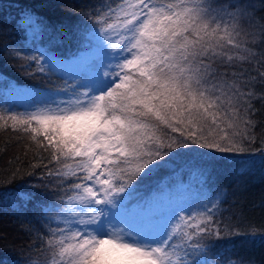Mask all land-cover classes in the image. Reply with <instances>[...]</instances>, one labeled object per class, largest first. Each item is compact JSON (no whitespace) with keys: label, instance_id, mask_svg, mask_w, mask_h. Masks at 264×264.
Here are the masks:
<instances>
[{"label":"snow or ice","instance_id":"6c2138e0","mask_svg":"<svg viewBox=\"0 0 264 264\" xmlns=\"http://www.w3.org/2000/svg\"><path fill=\"white\" fill-rule=\"evenodd\" d=\"M257 6L264 11V0H86L57 29L84 40L86 55L66 62L13 46L31 75L63 79L15 90L29 106L0 111V130L30 141L37 161L13 175L43 168L39 187L50 190L22 192L19 204L9 197L40 225L28 264H234L207 243L229 231L217 219L222 192L204 194L195 212L181 204L163 214L125 209L139 184L178 158L210 180L219 155L256 142L253 101L264 106ZM25 27L35 41L48 25L29 14Z\"/></svg>","mask_w":264,"mask_h":264},{"label":"trees","instance_id":"16d2710c","mask_svg":"<svg viewBox=\"0 0 264 264\" xmlns=\"http://www.w3.org/2000/svg\"><path fill=\"white\" fill-rule=\"evenodd\" d=\"M85 3L86 0H0V84L30 89L62 84L60 74L51 80L42 74L31 75L28 62H18L10 53L13 46L23 48L29 54L39 48L63 58L89 48L79 36L57 30L76 19ZM29 14L48 25L35 41L25 27V17ZM261 16L264 11L257 6V25L264 23ZM255 31L257 43L254 47L259 51V28ZM35 54L39 55L38 52ZM31 72H35L34 67ZM12 100L0 87V111L22 112L28 107ZM253 104L258 109L254 116L256 142L250 145L249 152L218 154L223 163L215 168L210 180L199 173L194 161L187 156L178 158L151 180L139 184L125 209L126 214L131 216L147 208L154 212L158 208L163 214L176 204L195 212L204 194L214 196L222 192V212L217 219L229 231L219 240L207 241L211 252L218 253L217 259L223 260L226 256L234 264H264V144L261 143L264 138V106L259 100ZM28 144L30 141L21 139L20 134L0 130V264H28L35 256L29 248L40 225L31 212H17L9 203L12 196L16 203H21L22 192L50 191L39 187L38 176L43 173V168L33 169L35 175L32 176L13 175L14 169L28 170L30 163L37 162L33 160L34 153L28 151ZM31 185L37 187L31 188Z\"/></svg>","mask_w":264,"mask_h":264},{"label":"rangeland","instance_id":"374dc122","mask_svg":"<svg viewBox=\"0 0 264 264\" xmlns=\"http://www.w3.org/2000/svg\"><path fill=\"white\" fill-rule=\"evenodd\" d=\"M88 52H90L89 48L85 49L84 51H80L79 54H76L74 56L61 58V57L57 56V54H55L54 52L47 51L48 54H50V55H52V56H54V57H56V58H58V59H60L62 61H66V62L67 61H72V60L77 59L79 57H82V56L86 55ZM105 70H106L105 68H101L100 69L101 72H103ZM0 87L4 88L6 94H8L13 99L12 102H17V104L29 106L28 100L26 98H24L23 96L18 95L15 90H27V89H30V88L20 87V86H15V85L7 86V84H4V83H1ZM140 211H141V213L154 212L150 208H147V209H144V210L140 209ZM155 212L162 214V212L158 208H156Z\"/></svg>","mask_w":264,"mask_h":264}]
</instances>
